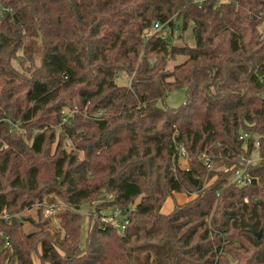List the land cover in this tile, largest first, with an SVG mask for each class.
Segmentation results:
<instances>
[{
  "label": "trees",
  "instance_id": "obj_1",
  "mask_svg": "<svg viewBox=\"0 0 264 264\" xmlns=\"http://www.w3.org/2000/svg\"><path fill=\"white\" fill-rule=\"evenodd\" d=\"M157 21L195 44L145 38ZM263 24L264 0H0V264H34L38 244L49 264H264ZM178 88L180 106L158 104ZM52 194L63 232L51 216L25 232L16 214ZM114 208L124 232L101 220Z\"/></svg>",
  "mask_w": 264,
  "mask_h": 264
},
{
  "label": "rangeland",
  "instance_id": "obj_2",
  "mask_svg": "<svg viewBox=\"0 0 264 264\" xmlns=\"http://www.w3.org/2000/svg\"><path fill=\"white\" fill-rule=\"evenodd\" d=\"M225 1V0H223ZM262 31H264V24L263 26L260 27ZM171 44H189V45H194L195 44V39L192 34L191 28H188L187 30H182L181 27H175L174 32L169 38ZM185 56H177L175 59L169 60L167 64L168 69H172L175 64L178 62H181L185 59ZM14 65H18L19 61H13ZM116 82L118 84H129L130 83V78L129 76L124 73V72H119L116 76ZM186 100V91L184 88H178L175 90H172L168 92L167 96L164 99H161L158 104L163 107V108H176L180 106L184 101ZM75 109H70V107H66L64 109V114L66 118L74 114ZM65 122V118L63 120ZM45 129H40L38 132L43 133ZM58 142L56 141L53 146H52V152L55 150ZM63 145L67 149V151H73L74 150V145L72 144V141L69 137H66L63 139ZM84 158V153L82 151L78 152V159H83ZM180 165L182 167L187 166V162L184 159L180 160ZM214 168L216 169H222L223 165H221V162L216 161L214 164ZM181 198H178V201H184L185 197L184 196H179ZM188 198V197H187ZM138 201V199H137ZM172 204L171 199H167L166 202L164 203V206L162 207V212L166 211L167 206H170ZM53 206L54 209L51 208ZM49 208L52 210L48 211ZM67 208V204L65 201L57 195H49L46 197L43 202H36L32 207L25 208L19 213H17V216H23L25 218L24 223H23V229L25 232L30 233L33 231L40 230V227H38L35 223L36 222H41L48 216H51L50 221L45 224L42 228L45 230H48L50 232L54 231H61L60 226V220L56 216L57 212L60 210H64ZM115 209V208H114ZM113 209V210H114ZM112 210V211H113ZM111 211V212H112ZM41 212V213H40ZM110 212V213H111ZM80 213L82 214L83 217V222H82V243L84 244L88 232V227L92 223L91 218L96 217V213H93L92 211L87 208V206H84L81 210ZM109 213V214H110ZM166 213V212H165ZM101 220H103L101 216ZM104 221V220H103ZM42 252V246L41 244H38L36 251L32 254V259L34 264H49V263H44L40 260V253Z\"/></svg>",
  "mask_w": 264,
  "mask_h": 264
},
{
  "label": "built area",
  "instance_id": "obj_3",
  "mask_svg": "<svg viewBox=\"0 0 264 264\" xmlns=\"http://www.w3.org/2000/svg\"><path fill=\"white\" fill-rule=\"evenodd\" d=\"M173 32L171 27L167 25V23H162L157 21L154 22L152 26L144 32V37L148 38L154 34H158L162 39L168 40ZM154 60L155 59H153V62ZM248 136H249L248 133H244L240 137L247 138ZM178 154H179V162L181 159H184L188 165L187 151L182 143L178 145ZM214 158H215L214 154L211 155L206 151L202 152L201 154V159L209 168H214V164L216 162ZM259 159L260 157L256 153H253L250 157L241 156V161L244 162V166L239 168L235 172L233 176V182H235L237 185H245L247 183H250L253 177L248 172V166L250 164L255 163ZM224 169L226 170L227 168L224 166ZM51 208L54 209L53 206H51ZM51 208H49L48 211L52 210ZM102 218L104 221L109 222L110 224L116 226L121 232H124L126 228V224L128 222L126 216L121 212L120 208H115L109 215H104L102 216Z\"/></svg>",
  "mask_w": 264,
  "mask_h": 264
},
{
  "label": "crops",
  "instance_id": "obj_4",
  "mask_svg": "<svg viewBox=\"0 0 264 264\" xmlns=\"http://www.w3.org/2000/svg\"><path fill=\"white\" fill-rule=\"evenodd\" d=\"M221 165H223V168H224V163L221 162ZM175 195H176V197H178V198H181V197H179V196H184V197H185L184 201H186V200L188 199V198H187V195H186L185 193H176ZM184 201H181V202H184ZM172 207H173V202H172V204H170V206H167L165 212L167 213V212L171 211Z\"/></svg>",
  "mask_w": 264,
  "mask_h": 264
},
{
  "label": "water",
  "instance_id": "obj_5",
  "mask_svg": "<svg viewBox=\"0 0 264 264\" xmlns=\"http://www.w3.org/2000/svg\"><path fill=\"white\" fill-rule=\"evenodd\" d=\"M260 235V233H258V236Z\"/></svg>",
  "mask_w": 264,
  "mask_h": 264
}]
</instances>
